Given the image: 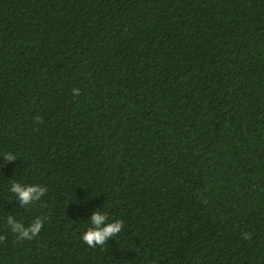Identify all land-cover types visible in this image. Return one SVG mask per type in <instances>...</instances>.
Segmentation results:
<instances>
[{
    "label": "trees",
    "instance_id": "obj_1",
    "mask_svg": "<svg viewBox=\"0 0 264 264\" xmlns=\"http://www.w3.org/2000/svg\"><path fill=\"white\" fill-rule=\"evenodd\" d=\"M95 210L124 227L92 249ZM0 235V264H264V0H0Z\"/></svg>",
    "mask_w": 264,
    "mask_h": 264
},
{
    "label": "clouds",
    "instance_id": "obj_2",
    "mask_svg": "<svg viewBox=\"0 0 264 264\" xmlns=\"http://www.w3.org/2000/svg\"><path fill=\"white\" fill-rule=\"evenodd\" d=\"M72 92L76 96L80 95L79 88H73ZM37 122L42 123V120L37 118ZM2 157L5 163L13 162L18 158L13 152H6ZM10 191L19 199L21 207H24L40 202L46 194L47 188L39 184L14 182ZM45 219L46 217H37L30 224L25 225L23 222L18 221L15 216L10 215L7 218V226L18 240H32L41 232ZM89 220L91 226L88 227L81 238L92 249L98 246L102 248L111 238L117 237L124 227L122 220L109 222L108 213L104 211L95 210ZM243 235L246 239L251 238L250 233H244ZM5 239L6 235H0V241Z\"/></svg>",
    "mask_w": 264,
    "mask_h": 264
}]
</instances>
